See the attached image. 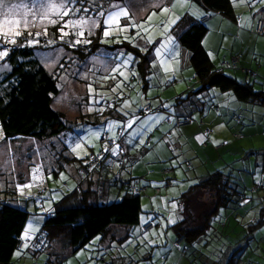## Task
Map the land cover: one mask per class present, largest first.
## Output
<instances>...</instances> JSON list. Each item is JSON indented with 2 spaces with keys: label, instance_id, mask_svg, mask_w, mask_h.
<instances>
[{
  "label": "rangeland",
  "instance_id": "1",
  "mask_svg": "<svg viewBox=\"0 0 264 264\" xmlns=\"http://www.w3.org/2000/svg\"><path fill=\"white\" fill-rule=\"evenodd\" d=\"M173 1L172 14L167 21V11L159 13L152 9L151 6L155 5L153 0H72L71 3L69 0H12L18 5H23L18 8V15L10 17L19 20L20 23L18 26L12 24L0 28V51L9 52L20 41L23 46L32 48L33 58L57 78L60 91L54 97L52 106L63 114L68 124L59 136L43 140L21 137L5 140L2 138L0 127V191H4L2 187L5 186L2 176L15 179L18 175L23 176L28 169L26 177L28 174L29 179H26L25 183H10L19 197L27 198V210L32 213L25 224L24 234L39 230L40 221L44 219V214L41 213L46 212L49 204L53 205L68 192L84 186L86 180H82L79 176L76 163L81 159L85 161L91 155L86 154L98 148V140L101 141L99 136H102L104 130L111 137L117 136V129L125 128V123L130 119L132 125L122 136L125 138L124 141L122 139V144L126 152L122 169L123 178L145 173L149 168H155L162 162L170 165L169 161L172 162V158L167 144L173 142L186 151L190 159L194 157V151L205 156L201 146L203 139H199L196 135L197 124L183 129L168 126L163 121L167 112L180 114L188 111L193 118H202L207 125L210 122V127L220 135L222 143H228L229 147L244 146L243 155L244 150L249 148L264 149V136L260 132L256 133L258 129L263 128L262 107L255 105L254 113L251 114L243 110L244 108L228 106L223 100L217 99L214 89L192 93V99L186 101L187 103L177 105L174 101L176 95H172L167 87L171 86V81L175 77L182 84L178 93L189 88L194 90L197 85L192 69L189 70V77H186V72L179 75L178 69L181 68L184 58L180 55H177L176 59L172 58L174 35L171 34L168 26L180 16L177 9L188 3L186 0ZM243 1L245 0L233 1L234 6L238 8ZM249 1L264 7V0ZM45 2L57 6L63 2L66 7H57L45 16L44 9L40 7ZM163 6V9L168 7L167 4ZM64 11H68L69 14L63 15ZM116 12H126L127 15L115 16ZM260 12L264 14V9ZM109 14H113V19L109 20ZM9 27L11 31L8 30ZM17 31L19 35L15 34ZM256 35L254 33L253 37L258 51L251 60L254 72L264 66V44L260 41V36ZM158 38L161 39L158 41L160 43L157 42ZM155 42L151 55L154 59H150L148 65L150 73L146 77L149 79L150 88L147 91L148 97H143V86L140 83L142 81L138 76L137 68L138 61H141L142 57L137 53L146 50L147 46ZM207 43L209 44L208 41ZM80 48L84 56L78 51ZM226 49L225 53L230 56V50ZM212 53L215 56V52ZM4 59L5 56L0 57V80L6 74L3 72L10 69L9 65L3 62ZM258 64L261 66L257 67ZM224 72L230 71L225 68ZM259 83L260 81L256 87L261 86ZM0 86H3L2 83ZM162 88L160 100L164 104L165 112L136 115L137 109L148 103L146 98H150L152 103L151 94L156 92V89L160 91ZM128 92L132 93L131 98ZM112 97L117 98L118 107L113 110L114 115L110 116L106 111V103ZM199 102L204 104L202 113L198 108ZM214 105L219 108L217 113L214 111ZM110 107H113V104H110ZM227 109L236 110V113L242 116V128H237L239 131L235 132L240 136L238 138L232 137V132L228 130L231 124V121H228L232 113L228 114ZM246 109L249 110L248 107ZM100 110L105 111L102 117L97 115ZM169 131L170 133L165 135V132ZM180 131L188 138V143L181 138ZM150 138L152 139L148 143ZM114 154L118 155V152ZM183 156L186 155L178 156L174 162L184 164ZM254 162L253 157L249 162L252 169ZM102 173L108 174V183L112 184L110 181L113 173L109 174L105 170ZM183 173L186 177L187 174ZM243 174L246 177L241 181V185L245 188L242 193H246L250 187L252 188L253 181L259 182L260 176H251L249 172ZM46 183L50 185V191H45L48 188ZM188 188L189 186L184 190ZM39 191L47 204L45 208L40 206ZM149 192L147 190V194H140L141 212L138 224L111 225V228L119 227L124 235L128 232L127 237L120 241L114 238L108 245L107 242H102L104 248H101L100 237H94L84 248L78 249L74 254L64 255L58 264H109L113 260H119V264H191L189 257L181 254L173 246L176 228L172 225L176 222V218L181 217L176 214L183 213L177 212L178 200L175 197H178L182 191L175 188L173 197L166 196L164 190L154 197ZM198 193L196 197L200 198L191 206L192 213L190 212L189 216L191 226L203 225V213L209 211L213 204L210 193L205 191ZM146 221H153L154 226L142 231L141 224ZM230 224H234L232 219ZM260 235L264 236V231ZM61 242L62 240L60 244ZM220 244L223 243H214L218 247ZM261 247V250L251 247L241 250L233 258L234 261L232 257L230 261L236 262L239 258V264H264V243ZM51 256L56 260L59 254L52 252ZM41 260L42 256L34 258L28 254L21 255L18 264H40ZM193 264H198V261L195 259Z\"/></svg>",
  "mask_w": 264,
  "mask_h": 264
},
{
  "label": "trees",
  "instance_id": "2",
  "mask_svg": "<svg viewBox=\"0 0 264 264\" xmlns=\"http://www.w3.org/2000/svg\"><path fill=\"white\" fill-rule=\"evenodd\" d=\"M191 1L199 4V7L205 11L221 14L227 19L229 25L237 29L235 6L231 0ZM254 5L251 2L248 5L249 10L252 12H256ZM163 7L160 11H156L160 13ZM168 9H170L169 6L167 7V20L169 21L170 16L168 18V15L172 14V9ZM262 9H264L263 5L258 10L261 11ZM191 13L183 10L179 14L180 16L176 17L177 19L174 18L173 24L168 26L171 34L177 40V46L188 51L190 70L192 69V75L197 85L194 90L189 88L176 94L174 101L179 105L188 101L192 93L214 89L223 97H228L233 102L231 106L240 104L239 108H244L243 110L251 114L254 113L252 109L255 105L262 107L261 116L263 120L261 125H263L264 129V66L262 67L263 70L258 69L256 72H254L255 69L253 70L252 67L243 66L241 64L243 53L240 52L231 53L230 56L226 53V56L215 53L214 59H212L203 45V39L207 33L205 22L210 18V13H205L197 18ZM204 15H209V17L203 22L199 21ZM252 15L255 16L254 13ZM263 16L264 14L262 13V17L255 20L252 29V32L257 34L256 36H260V38H264V35L257 33L256 25L258 20H264ZM245 33L250 34V32ZM252 35L254 36V34ZM158 39L157 42L161 41L160 38ZM209 41L213 47L218 46L217 43L220 44L221 42L220 38L210 39ZM235 42L223 41V45H232ZM155 44L156 42L147 46L146 50L138 51L137 53V55L142 57V60L138 61L137 68L138 76L142 81L140 83L143 86V97H148L147 91L150 87L149 79L146 77L150 73L148 68L150 59H154L151 55ZM174 46H176V42H174ZM31 49L26 45L23 46L20 41L17 46L8 52L3 61L10 68L8 71L3 72L6 74L0 80V84L2 83L3 85L0 86V127L2 138L5 140L19 137L43 140L56 137L68 125L64 120L63 114L52 106L54 97L60 91L57 78L33 58ZM226 50L223 46V51L225 52ZM78 51H81V48ZM81 53L83 55L82 51ZM256 53L257 51L255 55ZM233 57L237 60L234 61ZM260 66L259 64L257 65V67ZM225 68L229 69L230 72L225 73ZM235 71H237V75H235ZM2 80L4 82H1ZM258 81H260V87H256ZM128 95L131 98L132 93L128 92ZM151 98L152 100L154 99L153 95ZM147 101L148 103L141 105L137 109L136 115H146L158 111L165 112L163 103L154 105L151 103L150 98H146ZM117 103L116 97H112L106 103V111L109 112L110 116L114 115L113 110L117 109ZM110 104H113V107H110ZM118 109L121 110V108ZM104 114L105 111L102 112L101 110L97 113L100 117L104 116ZM187 117L192 119L191 124L184 126L176 124L177 119L183 120ZM163 121L166 125L174 128H184L196 123L203 137V141L201 140L202 148L210 145L212 148L214 146V150H218L224 146L223 144L216 148L218 144L212 143L210 136L213 133V129L202 118L195 119L190 115H176L167 112ZM241 121L242 116L240 115L237 122ZM207 128L210 131H205ZM120 130H123L122 134H119ZM106 132L104 130L103 134ZM124 133L125 129L119 127L117 136H113L118 142L120 141L123 154L115 155V151L113 149L110 151V148L106 150V143L98 140V148L90 150L86 155L105 153L103 165L92 170L93 167L90 166L88 157L86 159L83 158L85 161L81 159L76 163L79 176L82 180H86L84 186L68 192L62 199L54 202L53 205L51 204L49 210L47 209L46 212L41 213L44 214V219L40 221L39 230L36 232L23 233L27 220L32 216V213L27 210V198L22 199L13 191L8 181L10 176L1 177L5 186L2 187L4 191H0L2 192V194L0 193V264H18L21 255L27 254L34 258L42 256L40 264H58L60 258L63 259L67 253L74 254L78 249L84 248L94 237L99 236V241L107 242L106 245H108L114 238L120 241L125 236H128V232L124 235L119 227L111 228V225L134 226L138 224L141 212L140 194H146L149 189L146 179L156 175H159L162 179L161 185L155 186L151 190L152 197H154L160 195L163 190L165 191L172 185L173 174L170 167L162 166L159 169L149 168L145 173L124 179L122 169L126 152L121 141ZM169 133L170 131L165 132V135ZM102 136L99 137L102 139ZM234 137L238 138L239 135L235 133ZM151 139L148 140V143ZM185 140L187 143L189 142L187 137H185ZM247 155H251L250 159L254 157L255 162L258 159L259 161L264 160V149L248 150L244 157L242 156L236 161L238 166H244L245 170L247 168V171L244 170V172L250 171L249 168H251L250 161L245 158ZM188 159L184 161V164L186 170L191 171L190 164L193 163V160L189 157ZM161 164L164 165L165 163L162 162ZM80 170L85 171L83 176L80 175ZM99 170L100 172L105 170L109 174L113 173L109 191L115 193L118 190L120 191L119 196L115 197V199L112 196L115 193H111V197L99 200L98 192L93 185L94 179L90 178ZM26 172H28V169ZM26 172L23 177L22 175H20L21 177L17 176L13 181L14 184L25 183V180L29 179L28 174L26 177ZM238 173L237 171L225 172L224 170L207 171L203 177H200L196 183L189 186L178 197V206L180 202L189 203L190 196L196 191L197 194L199 191L208 192L213 198L212 208L203 213V225H190L191 207L185 210L186 214L176 218V222L172 225L173 228H176L177 234L174 238L173 246L181 254L189 257L191 264L194 263L195 259L198 264H239V258L236 262L232 261H234L233 258L241 250L243 251L248 247L261 250V244L264 243V236L260 235L264 231V179H260L259 182L253 181L252 188L250 187L246 193H242L245 188L241 185L242 176L238 175ZM101 174L103 175L104 173ZM116 174L118 177H115ZM104 176L103 178L108 181V174H104ZM257 183L262 184L258 185ZM131 184L139 186L140 190L138 192L132 191L129 187ZM46 185L48 188L45 191H50L49 184L46 183ZM249 197L253 199V204L251 205H248ZM43 198L39 191L40 206L45 208L46 206L43 205L45 200ZM230 219L234 221V224H230ZM149 223L154 226L153 221H147L141 224V230L147 231L148 229L144 230V226ZM42 232L45 233L47 244L42 250H32L30 247L31 243ZM26 239L28 241L24 242V247L19 248L20 242ZM60 240H62L61 244ZM214 243L223 244L218 247ZM52 252L59 254L56 260L52 259ZM231 257L232 261H230ZM118 261L113 260L109 264H119Z\"/></svg>",
  "mask_w": 264,
  "mask_h": 264
},
{
  "label": "crops",
  "instance_id": "3",
  "mask_svg": "<svg viewBox=\"0 0 264 264\" xmlns=\"http://www.w3.org/2000/svg\"><path fill=\"white\" fill-rule=\"evenodd\" d=\"M153 1L155 2V5L154 6L152 5L151 7H153L152 9H155L157 11L161 10V8L163 7V4H167V6L170 7V9H168V10H171L172 9L171 4L174 3L173 0H166V1H164V0H153ZM186 1L188 3L185 4L184 7L177 9L178 15L184 9L185 10L187 9V11L189 13L192 12L191 15L195 16V18L200 17L205 13H210V18L205 22V25L207 27V33L203 39V45H204L206 51L211 56V58L214 59L212 51H214L215 53H220V51H221L222 55L226 56L225 52L223 51V46H224L225 48H228L230 50V53H233V54L236 52L243 53V56L241 58V64L245 67H248V68L252 67L251 60L254 59L255 52L258 51L256 49V44H254L255 38L252 35V34H254V32H252V29H253L255 20L257 18L262 17V13L260 12V10H258L259 7L261 6V4L259 5L256 3L254 5V10L256 12H252L249 10V6H247V5H249V2H250L249 0H245L242 3H240L238 8L235 6L234 12L237 16L236 25L238 26L237 29H235L232 25H229V23H227L228 22L227 19L224 16H222L221 14H218L215 12H210V11H205L203 8L199 7V4L192 3L191 0H186ZM231 1L233 3V1H239V0H231ZM252 13H254L255 16H253ZM169 16H171V15H168V18H169ZM263 18H264V16H263ZM245 32H250V34L249 33L247 34ZM217 38H220V40H221L220 44L217 43L218 46L213 47V45H210V43L208 46V43L206 41H209L210 39H217ZM260 39H261L260 41L263 44L264 38H260ZM174 40H176V39L174 38ZM223 41H229V42L237 41V42H235L232 45H223ZM174 42H176V46H173L174 55L172 58L176 59L177 55H180L184 58V62H182L181 68L178 69L180 71L179 75H182L183 72H186V77H189V73H190L189 72V70H190L189 54L187 53V51H185L184 49L179 48L177 46V40ZM244 51H245V54H244ZM263 51H264V48H263ZM251 55H253V57ZM185 60H186V62H185ZM263 64H264V61H263ZM236 72L237 71H235V75H237ZM178 81L179 80H177V77H175L174 80L171 81V86L167 87L171 91L172 95L178 94V91L182 88L180 86L182 84H180ZM162 90H163V88L160 91H159V89H156V92H154V94H152L154 97V99L152 100V103H154L155 105L162 103V101L160 100V93H162ZM214 92L217 93V99L219 101L223 100L226 103V105H228V106L233 104V102L228 97H223L217 91H214ZM197 98H199V96H197ZM191 99H192V96L189 100H191ZM197 104H198V108L201 110V113H202L203 108H204L203 102H199ZM228 106H226V107L228 108ZM237 106L239 107L240 104H238ZM213 108H214V111L217 113L219 108L215 105ZM227 113L228 114L232 113V116L230 117V119L228 121V122L231 121L230 126H228V130L230 132H232V137H233L234 133L239 131V130H237V128H239V129L242 128V121L239 123L237 122L239 115L236 113V110L227 109ZM176 115H190V116H192V114L188 113V111L185 113H180V114H176ZM224 123H227V121H224ZM129 124L132 125V119L128 120L125 123V128H124L125 132L130 129V127L128 126ZM208 125L211 126V123L208 122ZM191 126H193V125H191ZM184 128H186V127H184ZM263 130H264L263 128H262V130L258 129L256 133L260 132L264 136V134L262 133ZM196 131L198 132V133H196V135H198L199 139H202L203 137L200 134L198 128ZM179 134L181 135V138H183L185 140L186 136H184L181 133V131L179 132ZM122 139L123 138H121V141H122ZM210 139H211L212 143H214V144L215 143L216 144L222 143L220 135H217L215 130L211 134ZM167 146H168V150L170 151V156L172 158V162L169 161L170 166L169 165L167 166L166 164L162 165L160 163L159 166L154 168V169H159L160 167L165 166V167H170L172 169V174H173L172 185H170L165 190L166 196L169 195L170 197H173V195H175L174 194L175 188L180 192L182 191L181 193H183L185 191L184 189L186 187L191 186L194 183H196L200 179V177H203L206 174L207 171H212V170H224L225 172H233V171L236 172L237 171V172H239L238 175L242 176V180L246 177L243 174L245 167L242 165L238 166L237 162H236L239 158H241L242 156L243 157L245 156V154L244 155L242 154L244 146L231 145L229 147L228 143L225 142L224 146H222L218 150H214V147L212 148L210 145H208V146L202 148L205 156L199 155V154H197L196 151H194V157H192L193 163L192 164L189 163L191 165V168H192L191 171H187L185 168V164H182V162H178V164L174 162V159L177 160V157L178 156L182 157V155H186V156H183V160H182L183 162L186 160H189L188 159L189 156H187L188 153L186 151L182 150L174 142L171 144H167ZM248 150L255 151L256 149L249 148V149L244 150V153H246ZM171 152H172V154H171ZM237 155H241V156L239 158H237L236 157ZM245 158L249 161L252 160V159H250L251 155H247ZM26 169H27V167H26ZM249 169H250V171H248V172L251 173V176L259 175L260 179H264V160L259 161V159H258L257 162H254V168L252 169V167H251ZM245 171H247V168ZM183 172H185L187 174L186 177H185ZM95 173H94L95 175L93 174V176H91V177L94 179L93 185L98 192L99 200H104L107 197H111V193H115V192L109 191L110 186H109L108 181L105 178H103V175L101 174L102 172H100V170L96 171ZM18 176H20V175H18ZM131 177L132 176L126 177L124 179L131 178ZM11 178L12 179L8 178V181L10 183L14 181V177H11ZM146 180H147V185L149 186V189H148L150 191L149 193L152 192L151 190L153 189V187L159 186L162 183V179H161V177H159V175H156L154 177H149ZM183 181H186V182H183ZM144 184H146V183H144ZM49 189H50V185H49ZM196 192L190 196V202L189 203H184V202L179 203L177 212L182 211L184 214H186L185 210H187L189 207H191L192 204H194L195 201H197L200 198V197H196L197 196ZM119 194H120V191L118 190L112 196L115 199V197H118ZM198 195H199V193H198ZM178 197H175V199L178 200ZM248 201H249L248 202L249 204L247 203L248 205L253 204V199H251L250 197H249ZM43 205H45V206L47 205L45 201L43 202ZM49 208H50V204L48 205V210H49ZM183 213H177L176 215L182 216ZM176 235L177 234L175 231V236ZM100 243H101V248H104V245H102V242H100Z\"/></svg>",
  "mask_w": 264,
  "mask_h": 264
},
{
  "label": "snow or ice",
  "instance_id": "4",
  "mask_svg": "<svg viewBox=\"0 0 264 264\" xmlns=\"http://www.w3.org/2000/svg\"><path fill=\"white\" fill-rule=\"evenodd\" d=\"M69 2L71 3L72 0H69ZM22 6H23L22 4L18 5L16 3L12 2V0H0V17H2V20H0V28H3L4 26H9L12 24H15L18 26L20 21L10 19V17H15L16 15H18V8L22 7ZM40 7L44 9L43 15L46 16L50 10H55L57 7L65 8L66 5L63 2H61L58 6L56 4L45 2V3H42ZM85 11H88V10L85 9ZM162 11L166 12L167 8L162 9ZM62 14L68 15L69 13H68V11H64ZM100 14H103V13H100ZM114 15L115 16L127 15V13L126 12H116ZM108 18H109V20L113 19V14H109ZM52 22L55 23V21H52ZM8 30L11 31V28L9 27ZM15 34L19 35L20 33L17 31ZM37 35H39V34H37ZM77 42H79V41H77ZM7 55H8L7 51H0V57L7 56ZM128 126L131 127V124H129ZM77 147H80V145H77Z\"/></svg>",
  "mask_w": 264,
  "mask_h": 264
},
{
  "label": "built area",
  "instance_id": "5",
  "mask_svg": "<svg viewBox=\"0 0 264 264\" xmlns=\"http://www.w3.org/2000/svg\"><path fill=\"white\" fill-rule=\"evenodd\" d=\"M208 17H209V15H204L203 17H201L199 19V21L203 22ZM256 28H257L256 31L258 33H263V31H264V20H261V19L258 20L257 25H256ZM190 121H191L190 119L185 118L183 120H176V124L177 125H183L184 123H190ZM113 142H114V140L113 139H109L108 136H107V134H104L103 135V143H106L105 149H109L112 146ZM115 147H116L117 150H120L119 145L115 144ZM104 154L105 153H97L96 155H90L89 156L90 166L91 167H97V166H99L100 163H101V159H102V157H103ZM108 167H110V166H108ZM84 174H85V171L84 170H80V175L83 176ZM115 177H118V175L116 174ZM129 187L134 192H137L139 190V188H140L139 186H137L135 184H131ZM25 241H28V240L26 239V240L22 241L20 243V246H22V244ZM46 244H47V239L45 237V233L42 232V233H40L38 235L37 239L31 243L30 247L33 250H42Z\"/></svg>",
  "mask_w": 264,
  "mask_h": 264
},
{
  "label": "bare ground",
  "instance_id": "6",
  "mask_svg": "<svg viewBox=\"0 0 264 264\" xmlns=\"http://www.w3.org/2000/svg\"><path fill=\"white\" fill-rule=\"evenodd\" d=\"M256 30H257V28H256ZM257 33H258V32H257ZM258 34H260V35H264V31H263V33H258ZM233 60L236 61L237 59H236L235 57H233ZM187 119H190V118L187 117ZM177 120H180V119H177ZM190 120H191L190 123H184L183 125H179V126H184V125L191 124V123H192V119H190ZM205 131H210V129L207 128V129H205ZM122 132H123V130H120V131H119V134H122ZM104 134H107V136H108L109 139H113V140H114L112 146L110 147V151H111V149H113L115 152H118L119 155L123 154V149H122V146H121V144H120V141L118 142V140H116V138L111 137V136L109 135V133H107V132L104 133ZM104 134H103V135H104ZM101 142L103 143V136H102ZM115 144L119 145L120 150H117V149H116ZM223 144H224V143H220V144H218V145L216 146V148L222 146ZM113 146H114V147H113ZM115 152H114V153H115ZM91 155H96V154H93V153H92ZM104 156H105V154L103 155V157H102V159H101V163H100V165L97 166V167H93L92 170H93L94 168H99L101 165H103V163H104ZM89 160H90V159H89ZM90 168H91V167H90ZM112 168H113V167H112ZM139 190H140V189H139ZM139 190H138V191H139ZM138 191H137V192H138ZM151 226H152L151 223L146 224V225L144 226V230L149 229ZM23 241H24V240H23ZM21 242H22V241H21ZM21 242H20V243H21ZM23 244H24V243H23ZM23 244H22V246H20V244H19V248H23V247H24ZM32 250H33V249H32Z\"/></svg>",
  "mask_w": 264,
  "mask_h": 264
},
{
  "label": "water",
  "instance_id": "7",
  "mask_svg": "<svg viewBox=\"0 0 264 264\" xmlns=\"http://www.w3.org/2000/svg\"><path fill=\"white\" fill-rule=\"evenodd\" d=\"M115 1H120V0H115Z\"/></svg>",
  "mask_w": 264,
  "mask_h": 264
}]
</instances>
